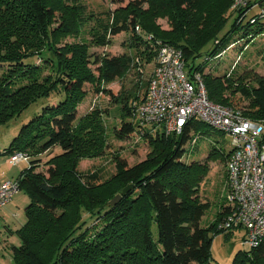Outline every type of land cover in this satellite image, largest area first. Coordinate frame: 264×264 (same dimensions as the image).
Masks as SVG:
<instances>
[{
  "label": "trees",
  "instance_id": "16d2710c",
  "mask_svg": "<svg viewBox=\"0 0 264 264\" xmlns=\"http://www.w3.org/2000/svg\"><path fill=\"white\" fill-rule=\"evenodd\" d=\"M243 1L247 5L235 11V0H134L96 12L83 0H0V67H8L0 80V126L58 96L57 104L42 105L4 150L10 156L59 151L48 160L46 174L35 173L39 160L31 159L30 168L17 178L19 192L24 191L30 203L26 223L15 232L21 244L12 247L14 264L211 262L212 233H226L218 229L225 218L224 202L217 218L202 227L211 203L203 191L201 195V185L217 151L203 163L184 161L198 122L179 136L158 126H152V132L136 123V107L145 101L150 83L139 70L152 64L156 55L143 37L151 35L182 50L189 75L203 76L213 103L264 121V76L204 73L236 37L249 38L248 46L264 33V22L245 23L256 2ZM233 13L237 17L224 33ZM256 15L253 19H258ZM159 18L168 20L169 29L160 28ZM122 33L131 34L134 55L91 53L92 48L110 47ZM201 59L204 62L198 63ZM129 75L137 79L132 86L123 85L118 93L108 88ZM86 85L118 107L121 125L113 129L115 138L136 136L150 149L146 159L134 166L117 154L116 174L109 180L100 169L79 172L84 158L101 156L109 146L104 121L109 109L97 107L78 118L88 96ZM221 156L227 163L228 153ZM127 187L129 191L113 205ZM84 214L93 223L85 221ZM233 263L264 264V237L257 247L240 251Z\"/></svg>",
  "mask_w": 264,
  "mask_h": 264
},
{
  "label": "rangeland",
  "instance_id": "374dc122",
  "mask_svg": "<svg viewBox=\"0 0 264 264\" xmlns=\"http://www.w3.org/2000/svg\"><path fill=\"white\" fill-rule=\"evenodd\" d=\"M88 5L89 10L102 12L105 10H115L120 6H126L134 0H83ZM235 3L233 10L235 11ZM249 12V11H248ZM257 14L256 9L250 10L245 21H250ZM237 15L232 14L228 27L224 33L230 30L231 25L236 19ZM157 23L162 30L169 29L168 20L166 18L157 19ZM253 35V34H252ZM251 35V36H252ZM130 33H122L113 39L110 47L106 48H92L91 53L95 54H108L110 56H120L123 54H135V50L129 47ZM249 38L236 37L233 44L228 48L226 54L209 62L205 69L206 75L225 76L232 73H255L264 76V33L255 38L248 46L246 41ZM253 38H251L252 40ZM69 41H73L69 39ZM212 48V47H211ZM39 63L38 60H33ZM204 62V59L198 63ZM140 73L144 72V80L148 81L152 77L154 66L151 64H144L139 70ZM8 67H0V80L7 74ZM133 76V75H132ZM128 76L125 80H117L115 83L108 86L116 93L121 90L123 85L132 86L137 81L135 76ZM85 90L88 91V96L80 105L78 110V118L87 115L97 107L102 110L109 109V115L104 117V121L108 127V148L104 154L98 157L84 158L79 166V172H95L102 170L104 179H110L116 174V155L119 154L129 166H134L144 161L150 152L148 142L138 137L127 138L125 140H118L114 136L113 129L121 125V117L118 107L110 103L108 97L98 95L91 85H86ZM58 96L46 100L41 106L36 108L31 107L27 110L21 118L9 123L6 126H0V177L6 180H16L22 171L30 168L31 164L20 163L11 165L8 163L10 155L4 154L13 140L19 135L22 127L27 124L35 114L39 113L42 105H55L57 104ZM245 105V104H242ZM147 130L154 131V127H147ZM197 138L195 145L189 144L187 146V153L184 161L202 163L207 161L208 156L213 150L217 151V155L209 161L210 172L201 185V191L206 192L208 201L211 203V208L203 218L202 227H208L213 222L219 213L221 204H223L226 194L227 184V167L226 162L222 159V154H227L231 147L233 138L228 134L216 131L214 128L200 123V127L194 133ZM59 151L55 148L50 152L44 153L40 156H29L32 160L38 159V166H36L35 173H44L48 171L47 162L49 159L58 155ZM207 181V184H205ZM30 203V199L24 191L18 192L13 200L0 210V264H14L13 262V246L21 244L18 235L15 233L26 223L25 210ZM85 221L93 223L89 214H84ZM212 243V260L209 264H234V259L240 251H250L248 245H243V240L246 238V230H237L233 232L220 233L216 236L213 235Z\"/></svg>",
  "mask_w": 264,
  "mask_h": 264
},
{
  "label": "built area",
  "instance_id": "2783aa9c",
  "mask_svg": "<svg viewBox=\"0 0 264 264\" xmlns=\"http://www.w3.org/2000/svg\"><path fill=\"white\" fill-rule=\"evenodd\" d=\"M253 1L259 4L258 19H251L256 25L264 22V0ZM246 5L243 0H235L234 7ZM143 39L149 42L156 55L145 101L135 110L136 123L145 127L158 126L167 134L179 136L189 125L198 122L232 136L226 163L225 218L218 229L227 233L245 229L243 245L257 247L264 237V121H253L239 110L213 103L208 98L203 76L200 73L189 75L182 50L155 41L151 35ZM192 137L191 145H195L198 140L194 133ZM30 161V156L22 152L8 160L11 165L31 164ZM19 190L17 179L0 177V210Z\"/></svg>",
  "mask_w": 264,
  "mask_h": 264
},
{
  "label": "water",
  "instance_id": "95a60500",
  "mask_svg": "<svg viewBox=\"0 0 264 264\" xmlns=\"http://www.w3.org/2000/svg\"><path fill=\"white\" fill-rule=\"evenodd\" d=\"M130 187L125 188L121 194H119L118 196L115 197V199L113 200L112 204L116 205L117 203H119V201L121 200V198L123 197V195H125L128 191H129Z\"/></svg>",
  "mask_w": 264,
  "mask_h": 264
},
{
  "label": "crops",
  "instance_id": "0c3cea01",
  "mask_svg": "<svg viewBox=\"0 0 264 264\" xmlns=\"http://www.w3.org/2000/svg\"><path fill=\"white\" fill-rule=\"evenodd\" d=\"M252 9H256L257 10V13H258V11H259V4H256ZM9 163V162H8ZM10 164V163H9ZM4 179V178H3ZM205 184H207V181H206V183ZM203 191V196L206 198V199H208L207 198V194H206V192L204 193V190H202ZM202 191H201V195H202ZM222 205V204H221Z\"/></svg>",
  "mask_w": 264,
  "mask_h": 264
}]
</instances>
